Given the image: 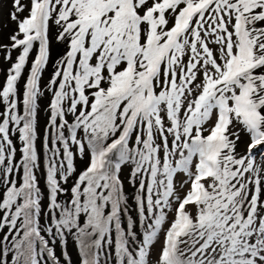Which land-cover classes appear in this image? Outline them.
<instances>
[{"label": "snow or ice", "instance_id": "obj_1", "mask_svg": "<svg viewBox=\"0 0 264 264\" xmlns=\"http://www.w3.org/2000/svg\"><path fill=\"white\" fill-rule=\"evenodd\" d=\"M0 264H264V0H0Z\"/></svg>", "mask_w": 264, "mask_h": 264}]
</instances>
